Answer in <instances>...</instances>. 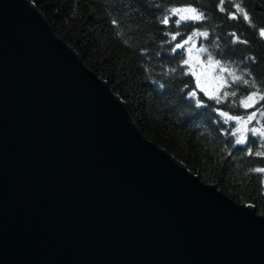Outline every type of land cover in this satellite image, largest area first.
<instances>
[{
  "label": "water",
  "instance_id": "95a60500",
  "mask_svg": "<svg viewBox=\"0 0 264 264\" xmlns=\"http://www.w3.org/2000/svg\"><path fill=\"white\" fill-rule=\"evenodd\" d=\"M107 85L32 0H0V264H264V216Z\"/></svg>",
  "mask_w": 264,
  "mask_h": 264
},
{
  "label": "trees",
  "instance_id": "16d2710c",
  "mask_svg": "<svg viewBox=\"0 0 264 264\" xmlns=\"http://www.w3.org/2000/svg\"><path fill=\"white\" fill-rule=\"evenodd\" d=\"M32 1L54 32L72 45L82 62L123 99L147 139L181 161L202 181L216 185L237 203L253 205L264 216L262 174L251 173L253 168L264 167V160L248 156L239 147L233 148L234 138L222 136L220 125L214 123L219 119L216 113L208 107L197 108L186 91H181L186 81H192L194 87L192 78L169 72L179 68L180 57L163 43L165 26L158 19L164 9L180 6L183 0H148L147 4L145 0ZM199 2L210 16L204 28H215L222 44L233 31L250 41L248 46H232L238 50L233 55L256 56L255 71L260 76L257 83L264 80V43L258 40L256 31L242 20H227L216 10L219 0ZM155 5L161 7L157 9ZM244 6L254 23L264 26V0H245ZM225 7L234 11L228 4ZM113 20L117 23L113 24ZM181 30L190 33L193 29ZM247 94V90L243 91L236 98L237 103ZM208 103L217 107L212 101ZM246 111L238 108L232 114Z\"/></svg>",
  "mask_w": 264,
  "mask_h": 264
},
{
  "label": "snow or ice",
  "instance_id": "6c2138e0",
  "mask_svg": "<svg viewBox=\"0 0 264 264\" xmlns=\"http://www.w3.org/2000/svg\"><path fill=\"white\" fill-rule=\"evenodd\" d=\"M226 4L234 11L225 7ZM244 4L245 0H219L216 10L227 20L246 22L256 31L258 40L264 43V26L254 23ZM155 7L159 9L161 5ZM209 19V13L203 10L199 0H183L180 6L164 9L158 19L159 24L165 26L162 29L166 37L163 43L171 53L180 57L179 68H171L169 72L192 78L194 87L192 81H186L181 91H186L188 99L194 100L197 108L208 107L216 113L219 119L214 123L220 125L222 136L234 138L233 148L239 147L248 156L264 160V80L257 83L260 79L255 71L258 59L254 55L236 58L233 54L238 50L232 46H248L250 41L233 31L227 34L230 39L222 44L215 28H204ZM116 23L117 20H113V24ZM189 27L193 29L190 34L181 30ZM160 86L164 87L163 84ZM245 90L248 94L239 98L237 103L236 98ZM238 108L252 111L243 116L232 114ZM251 173L264 174V167L253 168Z\"/></svg>",
  "mask_w": 264,
  "mask_h": 264
},
{
  "label": "bare ground",
  "instance_id": "6f19581e",
  "mask_svg": "<svg viewBox=\"0 0 264 264\" xmlns=\"http://www.w3.org/2000/svg\"><path fill=\"white\" fill-rule=\"evenodd\" d=\"M41 11V10H40ZM41 13H42V15H43V17L47 20V18H46V16L44 15V13L41 11ZM48 21V20H47ZM49 23V22H48ZM51 26V25H50ZM52 28V27H51ZM53 30V29H52ZM54 31V30H53ZM69 44V43H68ZM69 46L76 52V50H75V48L72 46V45H70L69 44ZM77 53V52H76ZM78 54V53H77ZM80 57V56H79ZM96 74V73H95ZM98 76V75H97ZM104 80V79H103ZM105 82H106V80H104ZM107 83V82H106ZM108 87H109V85H107ZM110 88V87H109ZM111 90V89H110ZM112 91V90H111ZM113 92V91H112ZM115 95H117L121 100H123L118 94H116L115 92H113ZM131 119H132V117H131ZM128 120V122L130 123V121H129V119H127ZM132 121L135 123V121L132 119ZM131 124V123H130ZM136 124V123H135ZM137 126V125H136ZM138 127V126H137ZM143 135V134H142ZM144 136V135H143ZM145 137V136H144ZM177 161H179L178 159H177ZM180 163H182L181 161H179ZM183 164V163H182ZM193 173V172H192ZM194 174V173H193ZM197 176V175H196ZM200 179V178H199ZM201 180V179H200ZM202 181V180H201ZM211 184V183H210ZM214 185V184H213ZM214 186H216V185H214ZM216 188H217V186H216ZM218 189V188H217ZM218 190H220V189H218ZM221 191V190H220Z\"/></svg>",
  "mask_w": 264,
  "mask_h": 264
},
{
  "label": "rangeland",
  "instance_id": "374dc122",
  "mask_svg": "<svg viewBox=\"0 0 264 264\" xmlns=\"http://www.w3.org/2000/svg\"><path fill=\"white\" fill-rule=\"evenodd\" d=\"M190 34V33H189ZM252 111V109H247V111L246 112H244V113H241V114H239V115H245L247 112H251ZM262 182H263V186H264V174H262Z\"/></svg>",
  "mask_w": 264,
  "mask_h": 264
}]
</instances>
